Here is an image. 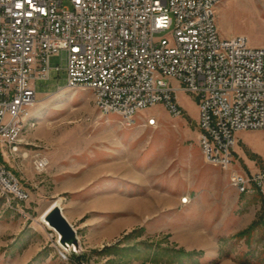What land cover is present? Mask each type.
I'll return each mask as SVG.
<instances>
[{
	"label": "rangeland",
	"instance_id": "rangeland-1",
	"mask_svg": "<svg viewBox=\"0 0 264 264\" xmlns=\"http://www.w3.org/2000/svg\"><path fill=\"white\" fill-rule=\"evenodd\" d=\"M257 1L260 25L251 23L248 11L235 20L220 3L221 34L245 31L250 44H263V0ZM50 65L51 77L37 82L35 124L23 133L19 151L4 156L31 197L20 202L0 189V264H39L52 250L55 256L48 264H264V194L239 193L228 172L206 160L196 93L168 78L183 113L174 115L157 103L127 125L120 115L101 112L91 88L66 85V52L53 55ZM151 115L158 119L156 124L146 122ZM39 155L50 160L42 171L34 164ZM104 181L108 190L122 191L117 209L124 230L102 247L92 246L84 240L89 230L84 231L80 217L85 212L95 220L96 214L90 212L89 201L75 197L86 194L84 187L89 193ZM185 195L187 203L182 202ZM60 197L79 226L72 222L82 242L79 257L75 252L70 259L60 256L58 233L43 218L48 200ZM253 222L257 228L248 240ZM32 245L42 248L25 262Z\"/></svg>",
	"mask_w": 264,
	"mask_h": 264
},
{
	"label": "built area",
	"instance_id": "built-area-1",
	"mask_svg": "<svg viewBox=\"0 0 264 264\" xmlns=\"http://www.w3.org/2000/svg\"><path fill=\"white\" fill-rule=\"evenodd\" d=\"M221 1L0 0L2 193L20 202L31 197L4 156L19 151L23 133L35 124L37 82L51 77L50 59L64 51L66 85L91 88L101 112L116 113L127 125L157 103L181 115L168 78L180 80L182 89L200 98L199 140L206 160L227 171L239 193L264 194V168L241 171L234 158L237 132L264 129V46L251 45L245 34H221ZM157 120L151 115L146 122ZM49 163L46 155L34 160L39 171ZM56 247L70 259L58 237Z\"/></svg>",
	"mask_w": 264,
	"mask_h": 264
},
{
	"label": "crops",
	"instance_id": "crops-1",
	"mask_svg": "<svg viewBox=\"0 0 264 264\" xmlns=\"http://www.w3.org/2000/svg\"><path fill=\"white\" fill-rule=\"evenodd\" d=\"M226 7L229 9L231 16L236 20L239 18L242 11H248L251 16V23L253 25H260L257 18L258 11V1L257 0H223L221 1V7ZM218 8V7H217ZM263 12H264V0H263ZM255 16V17H254ZM233 27V23L229 24ZM219 26H223V24L219 21ZM257 31H259L257 29ZM238 34L247 35L248 39L250 35L245 31H231L227 36L230 37ZM263 39H264V22H263ZM252 45V44H251ZM253 46H264L263 44L256 43ZM234 158H235V166L245 172H256L262 168H264V129H254V130H242L237 132V143L234 149ZM107 181L99 182L98 185L92 186L88 191H86V187H84V191L86 194L80 195L77 194L75 199L79 202L85 201L87 203L90 202V207L92 208L91 213L96 214L97 219L87 218L84 212L80 218L84 219L83 223H81L82 228L86 229L84 240L88 242V245L92 246H103L104 243L107 244L119 236L124 228L123 221L119 219L121 216L120 210L117 209L118 204H122L123 195L122 191H118L115 189L114 191L107 189ZM79 190L73 191L75 193ZM71 193V191H70ZM83 193V192H82ZM55 197V196H54ZM62 198L48 200L47 208L50 207L55 201L61 203L63 207V211L67 218L72 222L73 218L65 212L64 202H62ZM46 202V201H45ZM86 208L87 205H86ZM89 212V211H88ZM120 215V216H119ZM110 220V223H109ZM77 226V222H74ZM73 224V223H72ZM79 230V226H77ZM97 230L96 236L93 238V231ZM95 233V232H94ZM86 243V242H85ZM41 245H37V247L27 248L26 250V258L25 262H28L33 256H35L39 250H41ZM54 250L50 251L45 260H40L39 264H48L53 260L55 254ZM77 257L78 255L75 254ZM34 264H37L34 263Z\"/></svg>",
	"mask_w": 264,
	"mask_h": 264
},
{
	"label": "water",
	"instance_id": "water-1",
	"mask_svg": "<svg viewBox=\"0 0 264 264\" xmlns=\"http://www.w3.org/2000/svg\"><path fill=\"white\" fill-rule=\"evenodd\" d=\"M44 221L58 233V242L70 253L80 255L82 242L77 230L63 211L61 203L55 201L45 212Z\"/></svg>",
	"mask_w": 264,
	"mask_h": 264
},
{
	"label": "trees",
	"instance_id": "trees-1",
	"mask_svg": "<svg viewBox=\"0 0 264 264\" xmlns=\"http://www.w3.org/2000/svg\"><path fill=\"white\" fill-rule=\"evenodd\" d=\"M262 194V193H261ZM256 222H253L251 224V226H249V228L247 229L249 231V235H248V240H249V237L254 233L255 229H256ZM246 231V230H245ZM245 231L243 232H240V233H244ZM263 238H264V212H263ZM252 253V251H250V254ZM79 257V256H77ZM263 260H264V248H263Z\"/></svg>",
	"mask_w": 264,
	"mask_h": 264
},
{
	"label": "snow or ice",
	"instance_id": "snow-or-ice-1",
	"mask_svg": "<svg viewBox=\"0 0 264 264\" xmlns=\"http://www.w3.org/2000/svg\"><path fill=\"white\" fill-rule=\"evenodd\" d=\"M17 7H19V5H17Z\"/></svg>",
	"mask_w": 264,
	"mask_h": 264
},
{
	"label": "bare ground",
	"instance_id": "bare-ground-1",
	"mask_svg": "<svg viewBox=\"0 0 264 264\" xmlns=\"http://www.w3.org/2000/svg\"><path fill=\"white\" fill-rule=\"evenodd\" d=\"M48 210V209H47Z\"/></svg>",
	"mask_w": 264,
	"mask_h": 264
}]
</instances>
